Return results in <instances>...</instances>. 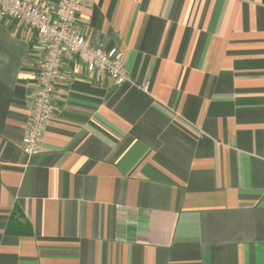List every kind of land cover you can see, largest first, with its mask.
I'll list each match as a JSON object with an SVG mask.
<instances>
[{
  "label": "crops",
  "instance_id": "obj_1",
  "mask_svg": "<svg viewBox=\"0 0 264 264\" xmlns=\"http://www.w3.org/2000/svg\"><path fill=\"white\" fill-rule=\"evenodd\" d=\"M76 27L129 80L65 61L26 157L43 51L0 19V264H264V0H83Z\"/></svg>",
  "mask_w": 264,
  "mask_h": 264
},
{
  "label": "built area",
  "instance_id": "obj_2",
  "mask_svg": "<svg viewBox=\"0 0 264 264\" xmlns=\"http://www.w3.org/2000/svg\"><path fill=\"white\" fill-rule=\"evenodd\" d=\"M83 0H60L56 6L38 5L34 0H0V19L18 29L33 31L42 48L38 63L37 89L30 101V120L21 140L26 157L37 155L45 127L53 118L56 87L68 81L64 62L77 60L89 74L105 75L113 84L127 82L121 53L92 45L77 29V15Z\"/></svg>",
  "mask_w": 264,
  "mask_h": 264
},
{
  "label": "trees",
  "instance_id": "obj_3",
  "mask_svg": "<svg viewBox=\"0 0 264 264\" xmlns=\"http://www.w3.org/2000/svg\"><path fill=\"white\" fill-rule=\"evenodd\" d=\"M6 233L16 236H29L32 229L23 215L18 210H13L8 219Z\"/></svg>",
  "mask_w": 264,
  "mask_h": 264
}]
</instances>
